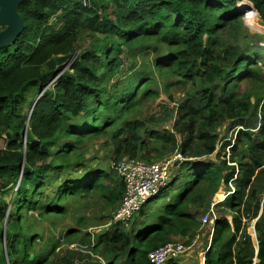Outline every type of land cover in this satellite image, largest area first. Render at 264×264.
<instances>
[{
    "label": "trees",
    "instance_id": "1",
    "mask_svg": "<svg viewBox=\"0 0 264 264\" xmlns=\"http://www.w3.org/2000/svg\"><path fill=\"white\" fill-rule=\"evenodd\" d=\"M246 10L264 21V0L20 2L23 29L0 47V264H151L150 250L177 237L189 244L198 216L230 185L213 205L204 264H264V47L242 25ZM139 49L152 57L138 60ZM156 75L165 88L190 87L171 108L143 115L160 96ZM96 138L113 163L179 154L171 192L139 218L111 220L95 241L87 233L88 251L62 248L77 228L43 242L30 229L34 212L52 220L69 199L110 211L120 201L116 168L86 162L83 143Z\"/></svg>",
    "mask_w": 264,
    "mask_h": 264
},
{
    "label": "rangeland",
    "instance_id": "2",
    "mask_svg": "<svg viewBox=\"0 0 264 264\" xmlns=\"http://www.w3.org/2000/svg\"><path fill=\"white\" fill-rule=\"evenodd\" d=\"M255 13V14H254ZM242 25L248 31V33L255 35L250 37V39L254 42V45H260L264 47V21L259 18V15L256 11H251L249 14H245L242 17ZM90 31L84 30L79 34L80 42L83 46H88V44L92 41V34H88ZM242 40L245 39L242 36ZM139 49L136 53H145L139 55L138 60L142 58L152 57L153 52L148 49L144 52ZM123 65V69L125 72H128V68L130 67L129 60L126 59ZM264 67V65H263ZM123 75H121L122 77ZM165 77L156 75L155 81L153 83V87L157 88L160 91V96L156 98L155 101L147 102L142 105V113L143 115H147L150 113L160 114V109L162 106L167 104L169 108L174 105V101H179L182 99L187 92V89L190 87V83L188 81L182 83H174L172 86L165 88ZM240 91H244L248 89V83L245 81L238 86ZM165 127H169V123L165 124ZM83 150L86 152V162L92 166H99L105 169L110 168L113 165L112 161V150L109 147L103 146V138H96L93 140H87L83 143ZM172 168V167H171ZM172 174H170V179ZM169 185V184H168ZM168 185L160 191L157 195L150 198V200L144 203L141 207L142 210H150L157 205H160L162 200H164V195L167 192H171V188ZM222 190H218V192L213 196L212 201L216 199V195L222 194ZM5 201H10L12 193L10 191H5L2 195ZM224 196V195H222ZM67 212L64 216L54 217L52 220L45 216H37L36 212L32 215L31 219V227L30 229L38 232L45 240L51 241L52 238L56 237L58 233L65 231L66 229L72 227L79 229L77 235L71 236L67 242H64L62 248H78L82 251H88L86 249L88 236L90 235V239L95 241L97 235H100L110 224L111 216L113 211L109 209H104L101 204H96L94 200H90L88 198H76L75 200L69 199L66 202ZM140 212V211H139ZM203 214L201 213L198 216V219L201 218ZM37 216V218L35 217ZM134 218H139V213L135 214L130 221ZM81 219V220H80ZM129 221V222H130ZM203 229H208L207 226H203ZM252 233V228H249ZM5 232V227L3 226V233ZM206 245L205 239H203V244L201 245V249H204ZM192 252L190 253L189 259L192 260V264H199V258L197 257V253L199 249H195L194 247L190 248ZM189 249V250H190ZM188 250V251H189ZM185 251V252H188ZM182 253L175 261L183 262V259L186 258V253Z\"/></svg>",
    "mask_w": 264,
    "mask_h": 264
},
{
    "label": "built area",
    "instance_id": "3",
    "mask_svg": "<svg viewBox=\"0 0 264 264\" xmlns=\"http://www.w3.org/2000/svg\"><path fill=\"white\" fill-rule=\"evenodd\" d=\"M83 2L86 4L88 0H83ZM251 11L253 10H246L244 13L249 14ZM181 159L182 157L179 154H172L152 161L136 157H124L113 163L118 176L124 183V192L112 213L111 220L126 223L137 214L144 203L169 184L171 167L175 161ZM232 190L233 187L231 186V190L226 192L225 195ZM215 218L216 213L213 204H211L209 209L201 216L200 222L202 225L208 224L211 226ZM211 231L212 228L210 233ZM192 245L185 244L184 240L175 239L150 250L147 257L151 264H164L168 259H177Z\"/></svg>",
    "mask_w": 264,
    "mask_h": 264
},
{
    "label": "water",
    "instance_id": "4",
    "mask_svg": "<svg viewBox=\"0 0 264 264\" xmlns=\"http://www.w3.org/2000/svg\"><path fill=\"white\" fill-rule=\"evenodd\" d=\"M22 1L0 0V47L13 42L23 29L22 16L18 11V6ZM178 162L179 160L175 161L173 165Z\"/></svg>",
    "mask_w": 264,
    "mask_h": 264
},
{
    "label": "crops",
    "instance_id": "5",
    "mask_svg": "<svg viewBox=\"0 0 264 264\" xmlns=\"http://www.w3.org/2000/svg\"><path fill=\"white\" fill-rule=\"evenodd\" d=\"M222 192H223V195L226 193L225 190H222ZM218 200H221V199H214V201H218ZM228 219L230 220L231 216H228ZM250 227L252 228V233H251V231L249 229ZM253 229H254V227H253V221H252L251 225L248 227V232L251 234L252 239H253V241H254V243L256 245V234H255V230L253 231ZM175 239L184 240V238H181V237H177ZM203 239H205L206 245H205L204 248H206L208 243H209V230L208 229H203L201 227L200 231L197 232V234L195 235L194 239L189 243V244H193L191 247H194L195 249H199V252L197 253V257L199 258V264H201V256H202V253H203V250H204V249L200 250L201 249V245L203 244ZM256 247H257V245H256ZM191 252H192L191 249L188 252H185L186 253V258L183 259V262H179V263L180 264H192V260L189 259Z\"/></svg>",
    "mask_w": 264,
    "mask_h": 264
},
{
    "label": "clouds",
    "instance_id": "6",
    "mask_svg": "<svg viewBox=\"0 0 264 264\" xmlns=\"http://www.w3.org/2000/svg\"><path fill=\"white\" fill-rule=\"evenodd\" d=\"M254 11V10H253ZM180 161V160H179ZM231 186L232 185H230V189L229 190H231ZM229 190H227L226 192H228ZM225 195V194H224ZM228 195V194H227ZM226 197V195L225 196H223V198L221 199V200H218V201H213L211 204H215L216 202H219V201H223L224 200V198ZM214 209V208H213ZM215 211V210H214ZM216 213V212H215ZM216 216H217V214H216ZM200 220V219H199ZM255 221V220H254ZM253 221V222H254ZM214 224V223H213ZM213 224L210 226V225H208V224H204V225H202L201 224V227H203V226H207L208 227V230H209V242H210V236H211V234H212V231H211V233H210V230H211V228H212V230H213ZM253 225H254V223H253ZM254 227V226H253ZM255 230V229H254ZM184 243H185V241H184ZM186 244V243H185ZM256 245H257V241H256ZM205 255V249L203 250V253H202V256L203 257H205L204 256ZM202 256H201V261H202V264H204V258L202 259Z\"/></svg>",
    "mask_w": 264,
    "mask_h": 264
}]
</instances>
